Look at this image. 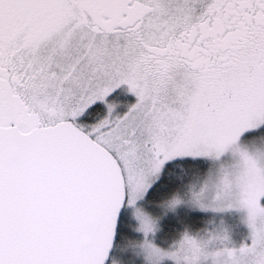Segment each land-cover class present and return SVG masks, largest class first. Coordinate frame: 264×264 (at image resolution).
<instances>
[{"label": "snow or ice", "instance_id": "obj_1", "mask_svg": "<svg viewBox=\"0 0 264 264\" xmlns=\"http://www.w3.org/2000/svg\"><path fill=\"white\" fill-rule=\"evenodd\" d=\"M0 264H264V0H0Z\"/></svg>", "mask_w": 264, "mask_h": 264}]
</instances>
